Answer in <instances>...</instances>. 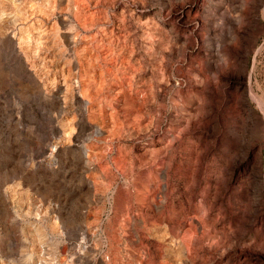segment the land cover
I'll return each instance as SVG.
<instances>
[{
	"label": "rangeland",
	"instance_id": "obj_1",
	"mask_svg": "<svg viewBox=\"0 0 264 264\" xmlns=\"http://www.w3.org/2000/svg\"><path fill=\"white\" fill-rule=\"evenodd\" d=\"M0 8V264H264V0Z\"/></svg>",
	"mask_w": 264,
	"mask_h": 264
},
{
	"label": "bare ground",
	"instance_id": "obj_2",
	"mask_svg": "<svg viewBox=\"0 0 264 264\" xmlns=\"http://www.w3.org/2000/svg\"><path fill=\"white\" fill-rule=\"evenodd\" d=\"M3 1V0H2ZM7 1H9V0H7ZM11 2V1H10ZM30 3V2H29ZM53 3V2H52ZM88 3V2H87ZM1 4H3V3H1ZM13 4V3H12ZM73 4V3H72ZM82 3H80V5H81ZM5 5V4H4ZM8 5V4H7ZM45 5V4H44ZM79 5V6H80ZM28 6H29V4H28ZM31 6H33V5H30V7L29 8H31ZM4 7H6V6H4ZM64 7V6H63ZM1 8H3V7H1ZM0 8V9H1ZM10 8V7H9ZM12 8H13V6H12ZM24 8H25V6H24ZM71 8L73 9V13H74V16L77 18V20L78 21H80L81 19H82V17H80V13H81V10L82 9H84V8H87V7H84V8H80V7H78V5L77 4H74L73 6H71ZM81 9V10H80ZM13 10V9H12ZM57 10V9H56ZM5 11V10H4ZM15 11V10H14ZM14 11H13V13H14ZM37 11H39V10H37ZM3 12V11H2ZM16 12V11H15ZM55 12V11H54ZM12 13V12H11ZM25 13H26V11H25ZM34 13H35V11H34ZM37 13V12H36ZM92 13V12H91ZM1 14V13H0ZM14 14H17V12L16 13H14ZM40 14V13H39ZM64 14V13H63ZM4 15V14H3ZM7 15H8V13H7ZM18 15V14H17ZM30 15H32V12L30 13ZM37 15V14H36ZM41 15H42V13H41ZM44 15V14H43ZM65 15V14H64ZM73 15V14H72ZM82 15H84V14H82ZM2 16V15H1ZM16 16V15H15ZM38 16V15H37ZM29 17V16H28ZM43 17V16H42ZM90 17V16H89ZM89 17H88V19H89ZM4 18V17H3ZM14 18V17H13ZM47 18V17H46ZM51 18V17H50ZM69 18V17H68ZM97 18V17H96ZM95 18V19H96ZM31 19V18H30ZM40 19V18H39ZM87 19V20H88ZM24 20V19H23ZM33 20V19H32ZM45 20H49V19H45ZM74 20H76V19H74ZM73 20V21H74ZM86 19H84L83 20V22L82 23H79V27H83V28H85L86 26H85V23H86V21H85ZM50 21V20H49ZM46 22V21H45ZM70 22V21H69ZM95 22V21H94ZM29 23V22H28ZM50 23V22H49ZM49 23H48V25H49ZM97 23V22H96ZM99 23V22H98ZM23 24V23H22ZM26 24V23H25ZM34 24H36V23H34ZM89 24V23H88ZM19 25V24H18ZM24 25V24H23ZM40 25V24H39ZM54 25V24H53ZM57 25V24H56ZM14 27V26H13ZM17 27V26H16ZM21 27V26H20ZM35 27V26H34ZM42 27V26H41ZM44 27V26H43ZM70 27V26H69ZM95 27V26H94ZM49 28V27H48ZM39 29H41V28H39ZM58 29V28H57ZM77 29H79V28H77ZM14 30H17V29H14ZM32 30V29H31ZM44 30H45V28H44ZM43 30V31H44ZM71 30V29H70ZM76 30V29H75ZM105 30V29H104ZM104 30H103V32H104ZM33 31V30H32ZM42 31V32H43ZM78 31V30H77ZM88 31V30H87ZM91 31V30H90ZM13 32V31H12ZM12 32H11V34H12ZM54 32V31H53ZM66 32V31H65ZM81 32V31H80ZM85 32V31H84ZM83 32V33H84ZM40 33V32H39ZM39 33H37V34H39ZM56 33V32H55ZM75 33H76V31H75ZM8 34V33H7ZM33 34V33H32ZM36 34V35H37ZM72 34H74V33H72ZM86 34H87V32H86ZM85 34V35H86ZM14 35H15V32H14ZM20 35V34H19ZM18 35V36H19ZM35 35V36H36ZM48 35V34H47ZM59 35V34H58ZM76 35V34H75ZM7 36V35H6ZM17 36V35H16ZM69 36H71V35H69ZM11 37H13V36H11ZM27 37H29V36H27ZM32 37V36H31ZM47 36H45V38H46ZM52 37H54V36H52ZM72 37H73V35H72ZM83 37V36H82ZM81 37V38H82ZM5 39H6V37H4ZM14 38V37H13ZM12 38V40L14 41V39ZM18 38V37H17ZM75 38V37H74ZM85 38V37H84ZM29 39V38H28ZM34 39V38H33ZM44 39V38H43ZM7 40V39H6ZM35 40V39H34ZM39 40H40V37H39ZM74 40V39H73ZM84 40V39H83ZM86 40V39H85ZM22 40H20V42H21ZM45 41V40H44ZM50 41H51V39H50ZM77 41V40H76ZM17 42V41H16ZM49 42V41H48ZM5 43V42H4ZM10 44H11V42H9ZM18 43H19V41H18ZM24 43V42H23ZM41 43V42H40ZM47 43V42H46ZM52 43V42H51ZM36 44V43H35ZM49 44V43H48ZM63 45H65L64 43H62ZM81 44V43H80ZM15 45V44H14ZM47 45V44H46ZM84 45V44H83ZM83 45H81V46H83ZM4 46V45H3ZM13 46V45H12ZM39 46V45H38ZM81 46H80V48H81ZM102 46V45H101ZM105 46V45H104ZM7 48V47H6ZM83 48V47H82ZM10 49V48H9ZM72 49V48H71ZM78 49V48H77ZM84 49V48H83ZM105 49V48H104ZM19 50L23 53V48L21 47V46H19ZM37 50V49H36ZM35 50V51H36ZM43 50H45L46 51V49H43ZM68 50V49H67ZM66 50V51H67ZM74 50V49H73ZM111 50V49H110ZM14 51V50H13ZM45 51H43V52H45ZM55 51V50H54ZM71 51V50H70ZM70 51H69V54H70ZM102 51V50H101ZM106 51V50H105ZM109 51V50H108ZM62 52V51H61ZM30 53H32V52H30ZM34 53V52H33ZM52 53V52H51ZM104 53V52H103ZM36 54H37V51H36ZM35 54V55H36ZM74 54V53H73ZM85 54V53H84ZM100 54V53H99ZM20 55V54H19ZM24 55V54H23ZM27 55V54H26ZM48 55V54H47ZM52 55V54H51ZM60 55V54H59ZM75 55V54H74ZM54 56V55H53ZM66 56V55H65ZM68 56V55H67ZM78 56V55H77ZM90 56V55H89ZM104 56V55H103ZM28 57V56H27ZM41 57V59H42V55L40 56ZM56 57V56H55ZM107 57V56H106ZM105 57V58H106ZM18 58V57H17ZM31 58V57H30ZM44 58H46V57H44ZM52 58V57H51ZM57 58H58V56H57ZM88 58V57H87ZM33 59V58H32ZM59 59H60V57H59ZM65 59V58H64ZM74 59V58H73ZM51 59H50V57H49V62H51L50 61ZM90 60V59H89ZM122 60V59H121ZM28 61V60H27ZM33 61V60H32ZM47 61H48V58H47ZM47 61H45V62H47ZM53 62H56V61H54V60H52ZM59 61V60H58ZM62 61V60H61ZM114 61H115V59H114ZM36 62V64H37V60L35 61ZM44 62V63H45ZM84 62H85V59H84ZM113 62V61H112ZM39 63H40V61H39ZM78 63V62H77ZM82 63V62H81ZM114 63V62H113ZM29 64V63H28ZM47 64H49L48 62L46 63V65ZM73 64V63H72ZM71 64V65H72ZM86 64V63H85ZM45 65V64H44ZM50 65V64H49ZM62 65V64H61ZM60 65V66H61ZM89 65V64H88ZM58 66V65H57ZM67 66V65H66ZM75 66V65H74ZM83 66H85V65H83ZM120 66V65H119ZM34 67V66H33ZM48 67V65L46 66V68ZM59 67V66H58ZM63 67V66H62ZM90 67V66H89ZM45 68V67H44ZM43 68V69H44ZM67 68H69V67H67ZM77 68V67H76ZM49 68H47V70H48ZM51 69V68H50ZM55 69V68H54ZM59 69H61V68H59ZM66 69V68H65ZM79 69V68H78ZM86 69V68H85ZM98 69V68H97ZM39 70V69H38ZM41 70V69H40ZM63 70V69H62ZM66 70H68V69H66ZM65 70V71H66ZM89 70V69H88ZM45 71V70H44ZM52 71V70H51ZM80 71V70H79ZM87 71V70H86ZM40 72V71H39ZM56 72V71H55ZM78 72V71H77ZM76 71H75V73H77ZM88 72H90V71H88ZM100 72V71H99ZM65 73V72H64ZM66 73H69L68 71L66 72ZM80 73V72H79ZM82 73V72H81ZM85 73V72H84ZM71 74V73H70ZM57 75V74H56ZM66 75L67 74H65V77H66ZM72 75V74H71ZM97 75H98V73H97ZM38 76V75H37ZM55 76V75H54ZM59 76V75H58ZM64 76V75H63ZM68 76V75H67ZM70 76V75H69ZM74 76V75H73ZM83 76V75H82ZM51 77V76H50ZM62 77V76H61ZM77 77H79L78 75H77ZM85 77H86V75H85ZM54 79H53V81L52 82H54V80H55V77H53ZM57 78V77H56ZM63 78V77H62ZM80 78V77H79ZM88 78V77H87ZM89 78H92V77H89ZM98 79V78H97ZM41 80V79H40ZM40 80H39V82H40ZM51 80V79H50ZM57 80H59V78L57 79ZM44 81V80H43ZM42 81V82H43ZM48 81V80H47ZM60 81V80H59ZM59 81H57V82H59ZM89 81H91V80H89ZM94 81V80H93ZM97 81V80H96ZM41 82V83H42ZM56 81H55V83H57ZM65 78H63V83H62V85H64L65 83ZM67 82V81H66ZM44 83V82H43ZM45 83H47V82H45ZM81 83V82H80ZM99 83V82H98ZM78 84V83H77ZM44 85V84H43ZM42 85V86H43ZM46 85V84H45ZM53 85H55V84H53ZM68 85V84H67ZM72 85V84H71ZM89 85V84H88ZM47 86H48V84H47ZM66 87V86H65ZM84 87V86H83ZM83 87H81L82 89H83ZM86 87V86H85ZM88 87V86H87ZM59 89V88H58ZM46 90H48V88H46ZM63 90H65V89H63ZM68 90V93H69V90L70 89H67ZM73 90V89H72ZM84 90V89H83ZM88 90V89H87ZM90 91V90H89ZM58 92V91H57ZM85 93V92H84ZM60 94V93H59ZM66 94V93H65ZM74 94V93H73ZM91 94V93H90ZM63 96V95H62ZM65 97V96H64ZM87 97H89V96H87ZM63 98V97H62ZM61 98V99H62ZM66 98V97H65ZM64 99V98H63ZM63 99H62V101H63ZM65 100V99H64ZM65 102V101H64ZM57 104H58V102H57ZM60 104V103H59ZM62 104H63V102H62ZM65 104V103H64ZM95 106V105H94ZM89 113V112H88ZM107 138V137H106ZM94 154V153H93ZM92 154V155H93ZM163 169V168H162ZM161 170V169H160ZM160 174V173H159ZM164 174H166L165 172H164V170L161 172V176L162 177H164L165 175ZM166 182V181H165ZM157 205V204H156ZM23 242V241H22ZM178 243V242H177ZM179 254V253H178ZM184 263V262H183Z\"/></svg>",
	"mask_w": 264,
	"mask_h": 264
}]
</instances>
